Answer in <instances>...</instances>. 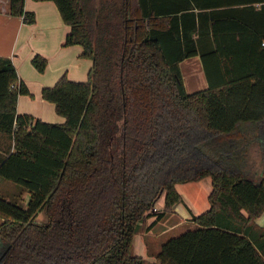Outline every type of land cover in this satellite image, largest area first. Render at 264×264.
I'll return each mask as SVG.
<instances>
[{"label":"trees","instance_id":"trees-1","mask_svg":"<svg viewBox=\"0 0 264 264\" xmlns=\"http://www.w3.org/2000/svg\"><path fill=\"white\" fill-rule=\"evenodd\" d=\"M51 1L69 26L63 44L81 45L91 66L85 80L41 88L64 117L47 122L16 111L29 92L0 56V180L14 184L0 192V264H264V0H235L257 26L235 14L209 27L183 22V0ZM7 13L34 21L23 0ZM193 55L207 86L188 92L180 62ZM30 62L43 71L46 58ZM204 176L195 226L155 261L133 254L138 222L160 219L183 201L177 183Z\"/></svg>","mask_w":264,"mask_h":264},{"label":"crops","instance_id":"crops-1","mask_svg":"<svg viewBox=\"0 0 264 264\" xmlns=\"http://www.w3.org/2000/svg\"><path fill=\"white\" fill-rule=\"evenodd\" d=\"M236 5L235 0H183V13H189L183 14V22L191 27L193 25L198 27L199 24H206L209 27L210 23L216 19L224 22L233 20L234 23V19H230V16L234 17L236 14L237 17L249 19L256 26L260 24L261 17L258 13L254 10L243 13L233 10V8L238 7ZM7 7L8 0H0V56L10 57L18 77L25 83L29 92L17 96L15 109L18 113H29L47 122H62L64 117L56 113L54 104L41 97V88L53 85L62 74H65L71 80H85L91 66V59L80 55L81 45L63 44L69 26L63 22L53 1L23 0L24 9L34 13V21L31 23L25 22L22 16L7 13ZM214 12H217V15L214 16ZM222 33V35H226V31H222ZM196 35L192 34V36ZM35 53L46 58L43 71H38L30 62V58ZM181 62L188 71L186 73H188L189 80H191L188 82L196 87L193 90H188V92L207 86L199 55L189 56ZM195 70L201 73L193 74ZM183 84L186 89L184 78ZM13 189L14 187L8 181L0 180L1 193L7 194ZM24 195L27 199L28 194L25 192L23 197ZM182 199L183 203L175 204L170 214L167 215L166 213L158 220H154V215L147 217L145 226L150 225V227L148 230H141L145 234H150L156 229L157 234L160 235L172 231L182 224L183 231L194 227L195 224L190 220L191 215L207 209L208 202L201 205V210L195 211L191 207V202L185 200L184 192ZM158 200L159 205L157 208L161 209L163 196L161 195ZM171 216H174V218L168 221ZM1 219L0 217V221ZM255 221L258 225H264V210ZM157 243L154 247H151L150 243L146 244L144 241L139 246L137 254L155 261V253L162 242ZM4 248L5 244L0 241V254L4 251Z\"/></svg>","mask_w":264,"mask_h":264},{"label":"rangeland","instance_id":"rangeland-1","mask_svg":"<svg viewBox=\"0 0 264 264\" xmlns=\"http://www.w3.org/2000/svg\"><path fill=\"white\" fill-rule=\"evenodd\" d=\"M185 65L183 64V62H181L180 64V70H181V74H182V78H184L185 83H186V90H193L196 87H194L193 85H190V83L188 81L189 80V76H188V72L185 67ZM197 74V73H201L200 71H193V74ZM188 76V77H187ZM3 136L0 135V143L1 141H3ZM250 160L252 161V165L255 167L258 165V154L256 152V150H254V148H252L250 150ZM13 187L14 184L9 182ZM177 190L179 191V193L181 194L182 198H183V192L185 193V200L186 201H190L191 202V207L193 210H199L201 205L203 203L207 202V194L210 190V178L209 176H204L199 180H195V181H190V182H183V183H177L176 184ZM25 195L23 197V199L19 202L20 205H24L26 202L25 199ZM183 203V201H182ZM159 205V200L156 201L155 203V207L157 208V206ZM158 209V208H157ZM201 210V209H200ZM170 214V212H167V215ZM43 213L39 212L36 216L37 219H42L43 218ZM172 218H174V216H171L170 219L168 221H171ZM137 228L136 230L133 232V236H132V248H131V252L133 254H137V250L139 248L140 245H142V243L145 241L146 244L150 243L151 247H154L155 243L158 242L157 244H160V242H163L165 239H167L168 237L172 236V235H176L179 232L183 231V224L175 229H173L172 231H169L167 233H161L160 235L157 234L156 229L150 233V234H145L141 229H144L145 227V222L141 223L138 222L137 224ZM159 246V245H158ZM159 249V248H158ZM138 255V254H137Z\"/></svg>","mask_w":264,"mask_h":264},{"label":"built area","instance_id":"built-area-1","mask_svg":"<svg viewBox=\"0 0 264 264\" xmlns=\"http://www.w3.org/2000/svg\"><path fill=\"white\" fill-rule=\"evenodd\" d=\"M258 5H263L264 6V1L263 2H260V3H257ZM261 45L264 46V32H263V37L261 39ZM155 209V208H154Z\"/></svg>","mask_w":264,"mask_h":264}]
</instances>
